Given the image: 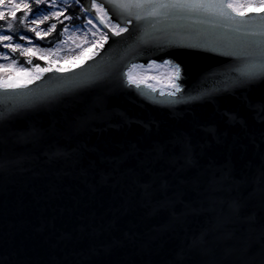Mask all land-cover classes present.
I'll return each mask as SVG.
<instances>
[{
	"label": "water",
	"instance_id": "obj_1",
	"mask_svg": "<svg viewBox=\"0 0 264 264\" xmlns=\"http://www.w3.org/2000/svg\"><path fill=\"white\" fill-rule=\"evenodd\" d=\"M105 7L132 21L128 32L62 73L0 90V264H258L264 205L249 193L264 169V124L249 103L264 102V79L246 84L244 58L229 53L259 39L264 50L249 34L264 7L244 11L246 23ZM153 61L182 68L176 97L126 85L128 65ZM185 137L187 160L175 146Z\"/></svg>",
	"mask_w": 264,
	"mask_h": 264
},
{
	"label": "snow or ice",
	"instance_id": "obj_2",
	"mask_svg": "<svg viewBox=\"0 0 264 264\" xmlns=\"http://www.w3.org/2000/svg\"><path fill=\"white\" fill-rule=\"evenodd\" d=\"M76 3L81 6V11L85 14H90L91 18L87 19L84 36L87 37L91 29V40H86L89 45H95L98 49H102L110 36H121L122 33L129 31L127 25L131 24L130 19L121 21L119 15L113 21L109 10L105 7V3L112 6L114 9H119L121 12H127L133 15L132 9L143 10L150 9L148 15H155L163 9H181L193 12H206L225 20H230L238 23H246L243 10L248 7H264V0H85L87 6L81 4V0H0V48L7 51H0V59L7 63L0 64V68L19 70L25 73H33L30 76L29 82L25 84L8 83L5 77H0V90L5 92L15 91L18 88H28L29 84L35 83L43 77L45 73L56 71L62 73L66 71L63 68L53 69L51 65L41 67L40 64L33 65V57L39 56L43 59L45 56L52 55L55 49L49 48L47 51L39 47L35 43L37 39H44L49 36L58 27V24H63L61 34L69 33L70 29L79 26L71 24L72 16L68 15L71 3ZM35 6V9L34 7ZM43 6V7H41ZM18 13H21L18 15ZM112 15H116L115 12ZM137 20L146 19L139 11L135 13ZM257 20V30L249 33L252 36L264 38V13H256L253 17ZM47 22L48 26L45 28ZM67 22V23H66ZM95 22V23H94ZM17 24L19 28H17ZM102 25L104 30L98 27ZM31 32L33 35L28 36L26 33ZM115 42V41H114ZM83 52V48H81ZM19 53V56L24 58V65L20 64L19 59L12 58V54ZM230 55H238L244 58V69L241 76L246 84L255 83L258 79H264V50L261 49L260 39L250 41L244 48L238 52L229 53ZM94 55H99L97 51ZM92 57H90L91 59ZM168 68L170 74H167V79L171 82L169 88L160 87L155 83H149V80H156L155 76L139 75L136 70L140 69L147 73L153 69ZM68 71H71L69 69ZM182 68L179 64H173L171 61H165L163 65L153 63L148 64L147 68L144 65L131 63L127 66L126 71L121 75L126 85L131 89L136 90V94L141 97H147L149 93L158 94L160 97L174 98L183 89L179 81L182 75ZM72 84L71 87H73ZM59 88H66L64 85H57L55 88L48 91H55ZM155 99V97H153ZM4 102L10 103L13 107L31 103L30 98L11 99L5 98ZM159 102V101H157ZM164 103L172 104L174 100L168 99ZM250 110L254 113V118L261 124H264V102L258 104L249 103ZM225 121L232 124L244 123L237 113L224 112ZM209 134L215 135L212 129H209ZM175 146L181 147L184 152V159L187 160L192 151L190 138L185 137L183 141L177 139ZM159 155H163V147L158 146L154 149ZM231 176V173H227ZM215 179V177H213ZM251 196H258L261 204L264 205V169L261 170L259 176L253 181ZM231 209L238 215L242 211V205L238 202H233ZM249 222H255V218L251 215L247 216ZM243 264H254V261L247 259ZM258 264H264V244L259 250Z\"/></svg>",
	"mask_w": 264,
	"mask_h": 264
},
{
	"label": "rangeland",
	"instance_id": "obj_3",
	"mask_svg": "<svg viewBox=\"0 0 264 264\" xmlns=\"http://www.w3.org/2000/svg\"><path fill=\"white\" fill-rule=\"evenodd\" d=\"M261 8H263V7L253 6V7L246 8L245 11L259 10ZM90 18H91V16H90ZM86 27H90V26H87L85 24V26H79L77 28L70 29L69 33H65L64 37L52 47H43V46L39 45V47H41L45 51H47L49 48L55 49V51L53 52L52 55L45 56L46 60L49 63L53 62L55 64V66L53 68H57V67L62 68V66L65 67L67 65V63L75 64L77 61H79V57L82 55V53L84 51H90L91 50V52H93V50L95 49L96 46L95 45H89L88 43H86V40L92 39L91 31H94L95 29H91V31H89L88 36L85 37L83 33H84ZM98 27L101 29V31H103V29L101 28V25H98ZM81 48H83V52H81ZM2 63H7V61L1 60L0 64H2ZM53 63L51 65H54ZM155 64L163 65L160 63H155ZM26 67H28V66H26ZM29 68H31V67H29ZM145 68H147V66ZM136 74L148 75L150 77L155 76V77H157V79L156 80H149V82L157 84V82L160 81V80H158V78L160 76H166L167 77V74H170V69L158 68V69H153L147 73L143 72L140 69H137ZM31 75H33V73H25V72L19 71L18 69L13 70V72H11L10 68L8 69V72L3 71L1 74L2 77L6 78L8 83H15V84H22V83L29 82ZM167 82H170V81H167ZM162 84H165V83H162Z\"/></svg>",
	"mask_w": 264,
	"mask_h": 264
},
{
	"label": "trees",
	"instance_id": "obj_4",
	"mask_svg": "<svg viewBox=\"0 0 264 264\" xmlns=\"http://www.w3.org/2000/svg\"><path fill=\"white\" fill-rule=\"evenodd\" d=\"M6 2H7V0H6ZM33 7L35 9V6H33ZM41 7H43V6H41ZM245 10H246V8L243 11H245ZM20 14L21 13H18V15H20ZM68 15L73 17V19L71 20L70 23L73 24V25H77V26H85L87 19H89L90 16H91L90 14L83 13L81 11V6L76 4V3H74V2L71 3V7L69 8ZM3 23L4 22L0 21V24H3ZM47 26H48V24L46 22V24L43 25V27L46 28ZM63 27H64L63 24H58V27L55 30V32H53L52 34H50L49 36L45 37L42 40L41 39H37L35 41V43L40 45V46H43V47H52V46H54L57 42H59L64 37V34L63 35L61 34V29ZM17 28H19L18 24H17ZM0 34H2V33H0ZM26 34L28 36H32L33 35L31 32H28ZM97 50H98V48L96 46L95 49L93 50V52H91V50L90 51H84L82 53V55L79 57V61H77L75 64L67 63V65L65 67L62 66V68H68V67H72V66H75V65L79 64L80 62L85 60L87 57L92 55ZM0 51H7V50L0 48ZM12 58L19 59L20 64L24 65V58L20 57L19 53L12 54ZM1 60H3V59H0V61ZM37 63L40 64L41 67H47V66L51 65L53 62L49 63L46 60L45 57L43 59H41V58H39V56H34L33 57V65L37 64ZM25 66L32 67L31 65H25ZM54 66H55V64L51 65V67H54ZM10 70H11V72H13L12 69H10ZM3 71L8 72V69L0 68V77H2L1 74H2ZM158 80L163 81V82L169 81L166 76H160L158 78Z\"/></svg>",
	"mask_w": 264,
	"mask_h": 264
}]
</instances>
